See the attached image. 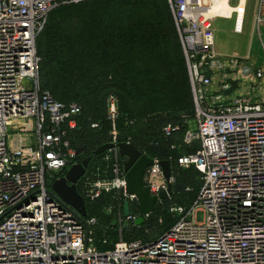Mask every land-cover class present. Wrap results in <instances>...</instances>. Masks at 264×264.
Wrapping results in <instances>:
<instances>
[{"label": "built area", "instance_id": "obj_1", "mask_svg": "<svg viewBox=\"0 0 264 264\" xmlns=\"http://www.w3.org/2000/svg\"><path fill=\"white\" fill-rule=\"evenodd\" d=\"M83 1L0 0V264H264V67L226 60L216 51L209 0H168L194 103L195 129L187 121L182 142L198 143L196 150L170 159L199 173L193 202L170 205L175 220L154 239L121 236L112 248L101 249L92 232L96 217L86 212L82 220L53 191L55 180L83 160L68 138L81 110L41 89L36 36L52 10ZM254 21L264 23V0H257ZM234 85L247 93L231 98ZM107 114L113 125L104 144L113 147L100 154L111 164L97 166L93 174L85 168L76 190L85 206L115 193L123 214L107 207L114 225L140 227L155 210L142 214L136 197L125 191L113 95ZM179 130L167 124L162 132L169 139ZM149 168L152 177L145 183L157 195L167 183L158 164ZM139 217L143 222L135 224Z\"/></svg>", "mask_w": 264, "mask_h": 264}, {"label": "trees", "instance_id": "obj_2", "mask_svg": "<svg viewBox=\"0 0 264 264\" xmlns=\"http://www.w3.org/2000/svg\"><path fill=\"white\" fill-rule=\"evenodd\" d=\"M65 30H69L71 35L65 34ZM42 31L43 41L40 43L36 38V48L37 43L40 48L44 47L41 58L38 48L36 50L40 58V87L64 104L80 106L77 126L69 131L68 138L78 151L80 161L90 157L85 174H93L97 166L104 168L111 164L102 159L103 154L95 155L94 151L110 138L113 123L108 118L107 99L113 95L118 108L114 121L118 141H129L150 158L169 160L176 179L175 193L173 187L171 193L173 203L189 206L199 188V173L193 167L177 166L170 157L176 158L198 148L197 142L191 146L182 142L187 121L194 117V103L186 61L168 0H86L66 4L49 13ZM58 35L62 36L55 38ZM56 42L60 45L54 53ZM72 43L75 44L73 54L67 51L58 54L61 48L68 50ZM84 45L92 50L88 51ZM144 119L163 122V127L179 125L180 130L169 139L161 130L151 139L153 147L164 149L150 153L131 137L132 121L143 122ZM178 136L185 150H181L176 142ZM190 172L197 175L195 191V179H188L183 187L180 184L181 176ZM185 185L189 188L187 192L184 191ZM181 187L184 189L180 190ZM119 197L113 192L106 193L93 204H86L87 216L97 219L92 232L101 249L112 248L121 236L126 240L154 239L175 220L168 206H159L158 203L154 214L140 227L128 224L119 230V226L114 225L115 214H107L110 220L103 226L108 228L102 229L100 209L109 206L122 208L123 202ZM115 200H120V205L114 206ZM157 215L166 222L163 228V222H157ZM104 238L106 244L102 243Z\"/></svg>", "mask_w": 264, "mask_h": 264}, {"label": "rangeland", "instance_id": "obj_3", "mask_svg": "<svg viewBox=\"0 0 264 264\" xmlns=\"http://www.w3.org/2000/svg\"><path fill=\"white\" fill-rule=\"evenodd\" d=\"M239 2H240V0H229L230 5L234 6V7L237 6L239 4ZM205 3H207V0H205ZM208 3H210V0ZM256 5H257V0H247L246 1L245 14H244V18H243V25H242V28L240 29L241 32L240 31L237 32L238 29L236 27L237 26L236 25V22H237V20H236L237 19V13L236 12L232 13L231 18L216 17L213 19L212 29L214 32L216 51L218 53H220L226 60H229L232 58L238 59L240 61L250 60L251 63L253 65H255L256 67H264V23H261L258 26L255 25L254 15H255ZM77 19H82V18H77ZM98 24H99V22H98ZM81 27H82V25H81ZM42 33H43V31L41 29L39 31L38 35L36 36L38 42H40V43L43 41V38H44V34H42ZM65 34H67L68 36L71 35L69 30H67V31L65 30ZM60 36H62V35H58L55 38H59ZM61 38H63V37H61ZM73 44L74 43L71 44V47L68 48V50H67V48H63V49L61 48L59 50L58 54H61V52H66V51H67V53L73 54V52L75 51V48H74L75 44L74 45ZM38 45L39 44L37 43V48H38L37 52L41 58L42 53L44 51V47L41 46V48H40ZM59 45H60L59 42H56L55 46H53V52L54 53L57 52ZM84 46L86 47V49L88 51L92 50L88 46H86V45H84ZM37 48H36V50H37ZM83 50H85V48H83ZM247 91H248V89H246V88L238 89V87L234 85L233 89L229 95L231 98H233L234 96H236V94H238V93L239 94H245V93H247ZM108 92L111 93L112 91H108ZM162 124H163V122L148 121L147 119H144L143 122L142 121H139V122L138 121H136V122L132 121L131 125H133V130L135 127V131L132 130L131 137H133V139L137 140L138 143H141L144 146L145 151H148L150 153H152V152L155 153V151H163L164 148L159 149V147H157V148L153 147V142L151 139L154 136H158L161 133V130L163 128ZM189 128H190V130L195 129L194 120L189 121ZM175 140L178 143V145H180V149L185 150L184 147L181 145L182 142H180L179 136L176 137ZM159 153H165V152H159ZM151 177H152V170H151V168H149L148 173H146V175L144 176L145 182L149 181L151 179ZM191 178L193 180L194 179L196 180L193 184L196 187L194 188V187L190 186L192 189L194 188V191H195V190H197V175H195L193 172H190V174L184 173L181 176L182 182L180 184L181 185L184 184L185 181H187L188 179H191ZM173 179H174V177H173ZM174 185H176V179L173 180L172 187ZM182 187H183V185H182ZM182 187L180 190H183L186 187V185L184 186L183 189H182ZM187 188L188 187H186L184 191L187 192L188 191ZM173 191L175 193L174 187H173ZM173 191H172V193H173ZM164 201H166V202H164ZM113 202H114V206L120 205L119 203H121L120 200H115ZM158 203H159L158 204L159 206H160V204H162V205L166 204L169 207L170 205L173 204L172 195L167 199L159 201ZM100 212H101L100 213L101 218H99V223L101 224V228L103 227L102 229H106V226H103V225L109 223L110 217L107 216L108 210H107V208H102V209H100ZM112 213L116 214L118 217H121L123 214V208H120V207L115 208L114 207ZM112 213H110V216L112 215ZM157 216H159V215H157ZM151 218H153V217H151ZM165 223L166 222L163 221L162 228H163ZM156 235H157V233H156ZM110 238L112 239L113 237H110ZM115 239H116V236L113 238V240H115Z\"/></svg>", "mask_w": 264, "mask_h": 264}, {"label": "water", "instance_id": "obj_4", "mask_svg": "<svg viewBox=\"0 0 264 264\" xmlns=\"http://www.w3.org/2000/svg\"><path fill=\"white\" fill-rule=\"evenodd\" d=\"M111 147H113L112 143L103 144L96 148L94 154H100ZM116 148L119 156L123 159L126 193L128 195L133 194L136 197L139 211L142 214L153 212L157 201L167 199L172 193L170 161L150 158L129 142H120L116 145ZM89 160L90 158L87 157L80 163L72 165L63 177L55 180L52 184L53 191L72 206L81 215L82 220L86 217V206L83 197L76 190V182L84 174ZM155 164L161 167L167 187L165 190L159 191L157 195H151L150 188L144 181V174L150 166ZM142 222L143 217H139L135 224H141Z\"/></svg>", "mask_w": 264, "mask_h": 264}, {"label": "bare ground", "instance_id": "obj_5", "mask_svg": "<svg viewBox=\"0 0 264 264\" xmlns=\"http://www.w3.org/2000/svg\"><path fill=\"white\" fill-rule=\"evenodd\" d=\"M247 0H240L237 6H231L229 0H210L206 13L210 16L231 18L232 13H237V28L238 31L242 28L243 18L245 14V5Z\"/></svg>", "mask_w": 264, "mask_h": 264}, {"label": "crops", "instance_id": "obj_6", "mask_svg": "<svg viewBox=\"0 0 264 264\" xmlns=\"http://www.w3.org/2000/svg\"><path fill=\"white\" fill-rule=\"evenodd\" d=\"M255 22V21H254ZM256 25V24H255ZM249 57V56H248Z\"/></svg>", "mask_w": 264, "mask_h": 264}]
</instances>
